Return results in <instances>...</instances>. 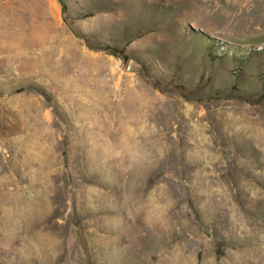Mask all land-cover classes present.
Returning <instances> with one entry per match:
<instances>
[{"label": "rangeland", "instance_id": "1", "mask_svg": "<svg viewBox=\"0 0 264 264\" xmlns=\"http://www.w3.org/2000/svg\"><path fill=\"white\" fill-rule=\"evenodd\" d=\"M62 1L0 0V264H264V0Z\"/></svg>", "mask_w": 264, "mask_h": 264}, {"label": "bare ground", "instance_id": "2", "mask_svg": "<svg viewBox=\"0 0 264 264\" xmlns=\"http://www.w3.org/2000/svg\"><path fill=\"white\" fill-rule=\"evenodd\" d=\"M26 29V28H25ZM29 29H30V27H29ZM52 29V28H51ZM42 29H40L39 31H41ZM43 31V30H42ZM49 34V33H48ZM24 35V34H23ZM51 35V34H50ZM54 35V34H53ZM25 36V35H24ZM29 36V35H28ZM36 36V35H35ZM37 37V36H36ZM35 37V38H36ZM67 37V36H66ZM11 38V37H10ZM56 38V37H55ZM61 38V37H60ZM64 38V37H63ZM7 39V38H6ZM30 39V38H29ZM10 40V39H9ZM22 40H24V39H22ZM30 42H28V40L25 42V44H24V47L26 48V49H28V48H32V47H37V45H39V46H41V42L39 41H37V40H34V42H33V39H30L29 40ZM8 44L6 45V46H4V47H0V51L1 52H4V53H7V51L9 52L10 50H12L13 49V45L11 46V45H9V42H7ZM12 43V42H11ZM45 43L47 44L48 42H46L45 41ZM5 44V43H4ZM17 44V43H16ZM20 44V43H19ZM50 44V43H49ZM49 44H48V46H49ZM57 44H59V43H57ZM28 45V46H27ZM2 46V45H1ZM27 46V47H26ZM38 46V47H39ZM63 46V45H62ZM35 47V48H36ZM19 50V49H18ZM14 51V50H13ZM25 51V50H24ZM12 52V51H11ZM44 52V51H43ZM63 52V51H62ZM57 53V52H56ZM73 53H75V52H73ZM43 55V54H42ZM47 57V56H46ZM42 60V59H41ZM47 61V60H46ZM53 62V61H52ZM43 63V62H42ZM54 69V68H53Z\"/></svg>", "mask_w": 264, "mask_h": 264}, {"label": "trees", "instance_id": "3", "mask_svg": "<svg viewBox=\"0 0 264 264\" xmlns=\"http://www.w3.org/2000/svg\"><path fill=\"white\" fill-rule=\"evenodd\" d=\"M61 3H62L63 10H65L66 7L62 0H61Z\"/></svg>", "mask_w": 264, "mask_h": 264}]
</instances>
